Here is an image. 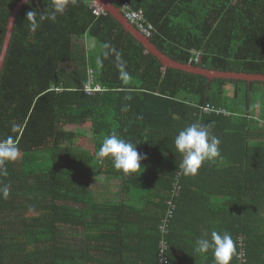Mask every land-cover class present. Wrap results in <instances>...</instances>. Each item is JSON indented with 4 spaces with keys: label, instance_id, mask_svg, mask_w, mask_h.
<instances>
[{
    "label": "trees",
    "instance_id": "1",
    "mask_svg": "<svg viewBox=\"0 0 264 264\" xmlns=\"http://www.w3.org/2000/svg\"><path fill=\"white\" fill-rule=\"evenodd\" d=\"M20 1L0 0V53ZM120 1L172 59L264 74V0ZM91 2L70 0L35 31L26 13L54 0H28L14 18L0 141L18 152L0 175V264H163L160 253L164 264H214L194 251L212 230L232 235L230 264H264V81L164 67ZM88 83L103 91L85 92ZM192 122L211 125L221 155L186 175L173 141ZM113 132L147 155L144 170L97 156Z\"/></svg>",
    "mask_w": 264,
    "mask_h": 264
},
{
    "label": "clouds",
    "instance_id": "2",
    "mask_svg": "<svg viewBox=\"0 0 264 264\" xmlns=\"http://www.w3.org/2000/svg\"><path fill=\"white\" fill-rule=\"evenodd\" d=\"M69 2L70 0H54L51 10L32 9L26 13L25 18L30 22L31 29L35 31L45 20L56 21L58 15L64 14ZM128 22L135 27L130 21ZM104 47L108 48L109 45L105 44ZM112 51L115 52V49ZM116 55L119 60V53ZM97 63L100 64L101 61L97 59ZM118 67L121 75L127 78L128 74L124 71L123 62L119 63ZM173 143L176 151L182 156L181 167L186 175L197 174L204 163L212 162L221 155L219 147L221 141L212 133L211 125L192 122L178 130ZM17 152L18 147L15 144L9 141H0V175H7L6 165L17 158ZM97 156L99 158L110 157L113 167L125 174L144 170L141 162L147 159L146 154L137 151V145L123 139L116 132L105 137ZM194 251L201 255H206L211 251L214 264H230L236 254V243L227 231L212 230L206 236L195 240Z\"/></svg>",
    "mask_w": 264,
    "mask_h": 264
},
{
    "label": "water",
    "instance_id": "3",
    "mask_svg": "<svg viewBox=\"0 0 264 264\" xmlns=\"http://www.w3.org/2000/svg\"><path fill=\"white\" fill-rule=\"evenodd\" d=\"M92 1L103 7L107 12L113 15V17H115L118 21H120L124 26L125 30L127 32H130L146 48L147 52H150L153 56H155L162 63L164 67L173 68L193 74H200L207 77L209 81L215 78L241 79V80H246L248 82L254 80L264 81V74H248V73H238L234 71H219V70L206 69L201 67L200 65L178 62L172 59L164 52H162L160 49L156 47V45H154L150 41V39L142 35L133 25H131L128 22V20L122 15V13L119 11L117 7H115L108 1L106 2V0H92ZM24 3H26V0H21L20 3L13 9L11 16L9 18L7 24V31L4 36V43L0 53V71L4 63V58L12 34L14 18L16 16V13Z\"/></svg>",
    "mask_w": 264,
    "mask_h": 264
},
{
    "label": "built area",
    "instance_id": "4",
    "mask_svg": "<svg viewBox=\"0 0 264 264\" xmlns=\"http://www.w3.org/2000/svg\"><path fill=\"white\" fill-rule=\"evenodd\" d=\"M106 1L112 4H117L118 8L123 13L124 17L132 24H134L135 27L140 31V33L143 34L145 37H150L153 35V33L155 32L154 26L150 23H146L143 21V15L141 12L137 13L128 10V4L126 2L121 3L120 0H106ZM89 6L90 8H92L93 13L96 15L105 13V10L93 1L89 4ZM84 91L87 93H92L95 91H103V88L99 84L91 86L90 83H88L84 86ZM161 228H163V226ZM160 262L163 264L165 262V256L162 253H160Z\"/></svg>",
    "mask_w": 264,
    "mask_h": 264
},
{
    "label": "crops",
    "instance_id": "5",
    "mask_svg": "<svg viewBox=\"0 0 264 264\" xmlns=\"http://www.w3.org/2000/svg\"><path fill=\"white\" fill-rule=\"evenodd\" d=\"M107 2V1H106ZM113 5V4H112ZM115 6V5H114ZM116 7V6H115ZM120 11V10H119Z\"/></svg>",
    "mask_w": 264,
    "mask_h": 264
},
{
    "label": "rangeland",
    "instance_id": "6",
    "mask_svg": "<svg viewBox=\"0 0 264 264\" xmlns=\"http://www.w3.org/2000/svg\"><path fill=\"white\" fill-rule=\"evenodd\" d=\"M101 180H104V179H101ZM106 181V180H105Z\"/></svg>",
    "mask_w": 264,
    "mask_h": 264
}]
</instances>
